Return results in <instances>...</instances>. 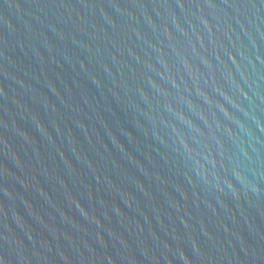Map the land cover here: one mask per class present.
I'll list each match as a JSON object with an SVG mask.
<instances>
[{
	"label": "water",
	"instance_id": "95a60500",
	"mask_svg": "<svg viewBox=\"0 0 264 264\" xmlns=\"http://www.w3.org/2000/svg\"><path fill=\"white\" fill-rule=\"evenodd\" d=\"M0 264H264V0H0Z\"/></svg>",
	"mask_w": 264,
	"mask_h": 264
}]
</instances>
